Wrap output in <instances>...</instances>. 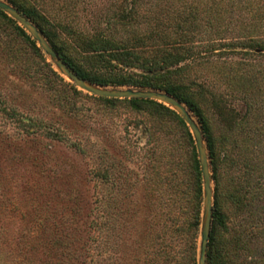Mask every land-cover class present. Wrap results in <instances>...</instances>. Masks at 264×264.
Segmentation results:
<instances>
[{
    "label": "rangeland",
    "instance_id": "374dc122",
    "mask_svg": "<svg viewBox=\"0 0 264 264\" xmlns=\"http://www.w3.org/2000/svg\"><path fill=\"white\" fill-rule=\"evenodd\" d=\"M45 1L48 28L66 43L65 26L120 41L156 27L191 49L180 66L205 86L194 98L215 140L211 187L224 215L223 258L264 264V51L249 46L264 41L255 14H264V0H136L132 33L113 19L122 0ZM55 73L0 15V264H164L167 239L172 264H186L188 236L173 231L193 209L191 146L180 120L153 104L91 97ZM201 199L203 208V185Z\"/></svg>",
    "mask_w": 264,
    "mask_h": 264
},
{
    "label": "trees",
    "instance_id": "16d2710c",
    "mask_svg": "<svg viewBox=\"0 0 264 264\" xmlns=\"http://www.w3.org/2000/svg\"><path fill=\"white\" fill-rule=\"evenodd\" d=\"M5 1L25 15L39 29L63 62L82 79L101 87L157 90L172 95L184 104L199 123L204 135L213 172L212 180H214V177H216L215 140L212 136L208 120L194 98V95H203L205 91L203 88L205 86L195 79V76L192 74V67L187 65L180 66L181 61L193 57L191 49L179 44L178 39H174L167 33L164 34L163 31L156 27L152 32L153 37L150 34L137 36L133 33L130 38L120 41L104 36L100 32L89 35L75 30L72 26H65L62 29L67 31V38L70 41L66 43L60 40L55 31L53 32L48 28L51 25L50 20L41 11L44 2H46L45 0ZM52 3L54 8L59 7L58 11H63L67 8L64 6V3ZM135 4L136 0H122L113 18L116 23H119L131 33L134 31L133 27L140 17L136 14ZM218 9L219 11H223L224 7H219ZM261 9L260 7L255 9V14L259 19L264 20V14L263 11H260ZM0 15L16 24V28L21 36L30 42L37 52L41 53V49L37 43L32 40L31 36L15 20L1 10ZM54 20L57 21L58 19L55 18ZM155 23L158 27L159 23ZM178 24H186L189 29L193 23L192 21L188 23L182 21ZM159 42H165V46H160ZM249 46L260 48L261 51H264V41L256 42L251 40ZM56 75L60 77V75ZM90 96L106 102L123 101L134 106L146 103L162 107L174 114L186 129L191 146L190 172L193 178V209L190 222L186 226H182L181 229L175 227L173 231H186L188 237L187 247L184 250L186 253L184 260L186 264H197L202 208V175L196 147L187 125L175 111L157 101L136 98L109 99L94 95ZM227 150L230 153V147ZM228 156H225V161H229L233 166L237 164L236 161H233ZM235 185L233 189L234 197H236L237 204L244 208L248 204V201L244 202L245 200L241 195L239 185ZM218 227H225L224 215L213 208L211 232L207 249V264H229L226 261L227 258H223L220 241H218ZM172 245L173 242L169 239L162 245L161 258L164 264H172L176 261V252Z\"/></svg>",
    "mask_w": 264,
    "mask_h": 264
},
{
    "label": "water",
    "instance_id": "95a60500",
    "mask_svg": "<svg viewBox=\"0 0 264 264\" xmlns=\"http://www.w3.org/2000/svg\"><path fill=\"white\" fill-rule=\"evenodd\" d=\"M0 10L15 20L34 40L60 75L90 95L109 99H149L164 104L175 111L188 126L197 151L203 185V208L200 225V243L197 264H207V249L213 213L212 174L206 141L199 123L187 107L175 97L157 90H134L131 88H108L90 83L74 73L59 57L39 29L20 11L5 0H0Z\"/></svg>",
    "mask_w": 264,
    "mask_h": 264
}]
</instances>
